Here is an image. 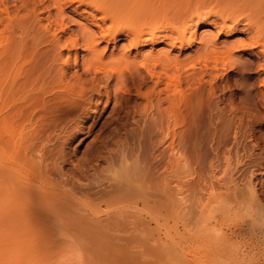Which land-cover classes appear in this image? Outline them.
<instances>
[{"label": "rangeland", "instance_id": "1", "mask_svg": "<svg viewBox=\"0 0 264 264\" xmlns=\"http://www.w3.org/2000/svg\"><path fill=\"white\" fill-rule=\"evenodd\" d=\"M131 1L133 0H128L122 6L121 10L123 11L116 20H107L104 23L101 20H93L82 7L76 8L75 5H67L63 6V14L60 17L51 18L50 21L54 20L57 24L55 22L49 24L47 9L53 12V7L49 6L50 3H46L45 6L48 8L38 10V19L32 16L28 17L26 11H21L20 16L26 17L25 20H27H24L22 25L16 24L13 29H10V31L14 30L15 34L11 31L13 37L9 36L8 38L12 37L13 39L10 40L18 44H13L15 46L7 56L11 57L16 54L17 57L11 58L14 60L15 66L13 63L12 66H9L11 60L9 58V62L7 61L8 57H5L4 61L8 63L5 71H12L16 74V76H12L13 74L10 76L11 72H8L10 77H7L10 79L16 78H14V82L10 83L7 79L4 83H14L13 87L16 93L13 91L12 85L8 84L12 87V91L11 88L8 89L9 91L5 88L8 91L5 96L12 97L13 99L10 98L11 101L13 100L11 103L18 105L19 110L23 109L26 113L29 112V115L38 112L37 117L35 114L32 115L35 122L39 123L40 121V124H45L44 127L40 125L41 130L39 124L36 123L37 129H40L39 132L36 130L34 120V123L23 122L22 118L25 116H21L22 111L16 109L18 114L20 112L22 120H19V124L22 126L18 125L17 128L13 123L15 119L11 122L12 124L9 123L11 127L14 124L17 130V132L12 131V137L15 136V141L19 139L17 145L23 139L26 140L24 143L28 145L22 143L21 146H15V148L18 147L16 149L18 154L12 150L14 156L12 154L10 160H13V163H16L17 159L20 163L22 160L23 163L30 160L27 165L32 163L30 164L32 167L24 166L26 164L21 165L19 162L16 164L22 170L25 168L27 174L33 175L34 173L30 177L38 179V181H33V184H38L39 181L43 183V172H40L39 176L37 171V169L41 170L39 169L41 167L43 171H47L45 173L49 172L50 176L46 175V177L51 178V182L49 179L47 180L48 177L44 178L46 182H49L44 181V185L48 187V192L45 193L47 187L44 191L41 190L42 186L39 189L35 184L30 186L27 181L24 182L25 179L21 180L22 176L18 178L19 176L12 174L14 173L12 170L8 169L7 171L4 162L9 159L10 155L7 157V154L12 153V148L9 145L15 144V141L11 140V132H8L10 134L7 137L2 134L5 138L1 137L9 141H6L7 144L11 143L8 145L10 152L5 148H2L3 151L0 150L1 152L5 151L4 153L8 152L0 154V159L2 157L0 164L4 167L3 169L0 166V197H3L0 198V232L4 227L7 229L6 232L3 231L7 236L5 233L4 235L0 233L2 236H0V243H4L1 241L6 242L5 239L8 236V239L13 237L12 240L6 242L8 245L10 241L15 240V237L18 238L14 242H21L22 248L18 247L24 248L23 252L25 253L22 252L21 256L24 257L20 258L27 259L23 260L26 264H28L27 261L29 264H264V249H262L261 240L258 239L257 231L245 226L244 223L242 227L241 225L234 226L247 220V214L242 210V207L247 200L249 190L247 185L249 186L251 181H254L253 183L256 185L259 198L264 201V105H262L264 104V93H262L264 87L261 86L259 80H256L259 77L254 71L261 55L255 48V50L252 48L243 49L238 48L239 45L234 47L235 44L237 45L236 42H240V45L247 42V33L235 31L226 35L209 24L198 28L197 41L191 47L171 48L164 43L147 44L138 49L141 56H158L172 62L189 59L200 47V40L203 38L204 44L208 43L205 47L211 51L219 49L222 54L227 51L230 53V48L234 47L233 51L230 50L233 54V56L231 55L232 60L230 59L232 64L229 62L227 72L221 71L212 81L211 84L215 87L212 86L215 90L212 95L208 92L210 88H207L208 82H205L209 79L207 76L200 82L206 86L205 88L202 86L203 89L197 90L196 87L198 89L201 87L198 86L199 82L197 85L193 84L196 81L192 82L193 86H187L189 88H187V94L191 92L194 95L193 97L189 96L193 100L190 101V106H183L184 104H180L181 107L173 106L171 103L163 102L162 99H157L156 96L152 98L151 104L145 105L144 102L139 104L141 100H136L133 94L131 95L132 101L126 105L127 95L123 96L125 99L120 95L123 94L121 91L125 87H121L119 92L116 87L120 85L117 86L114 76H110L109 71L101 74L95 71L94 64H91L93 68L91 65L87 67L85 64L90 58L93 61L102 60L105 64L108 62L114 64L115 60L116 64V62H120V59L122 62L128 58L130 61L134 60V64L137 63L138 60L135 63L136 58L139 59L137 51L130 49L129 39L126 36L120 34L116 41L109 40L108 42L100 37L101 30L128 23L132 14V9L129 8ZM149 1L155 9L170 19V23L167 24L168 28L161 31L162 34L168 35H171L170 29L177 23V20L174 19L177 13L185 17L195 11L192 4L195 5L196 1L197 3L200 1V4L206 3V0ZM208 1L210 2V0ZM234 1L236 2V0ZM11 4L13 5V3ZM17 5L19 6L20 3ZM1 28L0 30H2ZM47 28L50 30L49 33ZM62 29L64 37L77 35L81 43L83 39L94 41L93 57L88 55V52L83 48L70 49V54L62 50L61 57H58V50L57 52L55 50L57 47L49 36L52 33L63 35ZM3 40L6 41V39ZM16 49L17 51L13 54V50ZM117 59L119 60L117 61ZM64 61H68L66 66L63 64ZM0 65L1 68L5 66L1 63ZM198 65L199 63H197ZM19 67L22 69L20 72ZM136 67H138L137 64ZM123 72L127 77L129 76L127 71ZM59 75L64 77L63 83L77 85L76 88H71V91L67 90L68 93H72L73 90L72 94L69 93L70 96L64 95V93L68 94L66 90L62 91L64 98H71V101L69 100L70 104H68V101L62 100L64 101L63 105L61 101H58L62 105L59 108L67 109L63 112V109L59 111L56 106L59 104L53 105V107L51 104L53 102H49L51 107L48 106L49 103H46L47 105L43 103L44 105H40L36 109L28 108L30 104L28 105L26 101L31 98V95H34L40 87L41 91L42 85H45L44 90L48 91L50 87L54 86L52 82L59 80ZM94 79H97L98 82H94ZM119 79L121 78L119 77ZM106 83H108L107 88L104 87ZM32 84L33 86L29 87ZM130 84L131 82L127 80V88ZM19 85L25 87L21 88ZM95 87L99 91H94ZM29 89L35 90L29 94ZM74 89L76 93L78 92V96H71L75 95ZM160 89L162 86L157 91ZM56 90L48 91L49 94L44 91L43 96L49 95L50 97L47 98L52 100ZM25 91V94L22 93ZM97 92L103 96L100 103ZM107 94L111 97V105L106 109ZM37 95L35 94L36 97ZM90 95H93V103H99L91 117L85 119L80 110L74 111V114L73 112L68 114L71 103L85 104ZM6 97L4 100L7 99ZM41 98L42 96H40ZM196 98L200 99L196 100ZM116 99L119 104L114 105ZM186 100L184 101L186 102ZM52 101L57 102L54 99ZM6 102L4 103L6 104ZM186 103L189 104V102ZM19 104L24 106H19ZM7 105L9 104L7 103L5 108ZM114 106H116V111H112ZM51 108L54 109L51 110ZM12 109L10 110L12 111ZM7 110H5L7 114L12 113ZM35 110L36 112H34ZM54 110L57 114H54ZM118 112L121 120L117 122ZM2 113L5 112L2 111ZM18 114L16 120L19 119ZM126 114L129 115L126 116L129 119L125 118ZM45 115L47 118L44 117ZM32 116L28 117L31 121ZM49 117L55 120L53 121ZM41 121L43 122L41 123ZM34 125L35 127H33ZM23 128H26L25 130L28 132ZM33 128L36 130L34 133H39L38 135H33ZM20 129L25 133L32 131L29 134H33L31 136L28 134L27 137L24 135V131L21 133ZM17 135L21 137H16ZM27 141L29 143H26ZM6 142L2 141L3 144ZM32 142L33 144H31ZM2 143H0L1 147H3ZM5 147L7 148L6 145ZM26 147H28V153L25 151L27 154L22 152ZM29 152L32 153L29 154ZM16 154L18 157L14 160ZM4 156L8 159L6 160ZM40 156L44 158L42 161ZM44 160L46 162H43ZM44 165L48 167L45 169ZM33 166L36 169L33 170ZM9 171L11 175L8 173ZM36 172L37 176H35ZM45 173H43L44 177ZM21 175L25 176L26 174L21 173ZM10 177L14 180L13 183L10 182L12 181ZM249 177H251L250 181ZM52 179L56 182H53ZM16 182L19 187L21 185L20 189ZM23 182L25 184H22ZM41 183L40 185H43ZM4 184L8 186L5 187ZM26 184L29 186L27 187ZM22 186L32 189L27 191ZM50 187H53V191ZM21 188L23 193H20ZM54 188L58 190L54 191ZM30 190L33 191L31 194H39L31 196ZM24 192L25 195L26 193L30 195L26 196H29V199L22 195ZM40 192L51 198L48 197L49 202L48 198ZM41 196L43 200H40ZM32 198L36 199L33 201H36L37 204L31 201ZM24 202L26 205L28 204V207L24 206ZM228 204H231L229 205L231 207H228ZM220 205L226 208H240V210L237 209L235 221H227L221 217L220 211H218ZM31 208L34 210L31 211ZM28 210L30 215H28ZM16 211L19 214L14 213L13 215V212ZM30 217L35 223L31 221ZM19 223H22L21 226H17ZM2 225L5 226L2 227ZM31 227L33 228L31 229ZM11 231L12 234L15 233V236L11 235ZM16 231L17 234L19 231L18 235ZM3 236L5 237L3 238ZM7 247L13 249V246ZM15 247L14 249L17 250ZM9 253H13V251ZM7 256L13 260V255L7 254ZM21 259L20 261H22ZM23 261L19 264H25Z\"/></svg>", "mask_w": 264, "mask_h": 264}, {"label": "bare ground", "instance_id": "2", "mask_svg": "<svg viewBox=\"0 0 264 264\" xmlns=\"http://www.w3.org/2000/svg\"><path fill=\"white\" fill-rule=\"evenodd\" d=\"M127 1L128 0H45V1L44 0H0V28L2 26V28H1L2 30H0V63L2 65H5L2 68H1V65H0V138H1L0 140H2V139L5 138L4 136H2V134L7 137L10 134L8 132H11L12 133V135L10 136V137H12L13 136V132H17V130L15 128L16 127L17 128L19 127L18 126V125H20L19 122L22 119H24L23 122L24 121H27L29 123V121L30 122H33V120L35 122V118L33 117L34 116L33 114H35V116L37 117L36 114L38 113V112L37 113H32V115H33L32 116V115H29L30 114L29 112L26 113L25 110L23 111V109L22 110L20 109L22 111L21 112L19 110V107H17L18 105L16 106L15 104L11 103V102H13V100L11 101V99H10L12 97H9L8 98V96L7 97L5 96L6 93L10 90V88H11V91H12V87L14 86V83H12V84H10V83L11 82H14V78H16V77L11 78L12 80L9 78L12 74H13L12 76H14V75L16 76V74H14L12 71H5V69L7 68V64L8 63H6V61H4V60H6L5 57L7 58L8 57L7 55L11 53V50L13 49V47L16 44H18V43L15 44L13 41L10 40L13 37L12 35L15 34L14 33L15 32L14 30H11L12 33H13V34H11L10 33L11 32L10 29H13L16 24L18 26H20V25L23 24V21L25 20L26 17L20 16V12L21 11H26L28 17L29 16H32V17L38 19L39 18V14L37 13L38 10L40 8H44V9L48 8V6H45V4L46 3H50L49 6H52L53 7V12H54L53 13L51 10H48L47 9V20L50 21L51 18H53L54 16L55 17L56 16L57 17L58 16L60 17L63 14V6H67V5L73 6V5H75L76 8H81L82 7L84 9V11L88 15H90V17L93 20H101L104 23L107 20H109V21L116 20L117 19V16H119L122 13V11H123V10H121V8H123L122 6L125 5ZM133 1H131V3L129 4V5H131L129 8L132 9V14H131V17L129 18L128 23L127 24H123V25H115L114 27L106 28V30H103V31L101 30L100 37H101L102 40L108 42L109 40L116 41L118 39V36L120 34L126 36L129 39V47H130V49L131 50L132 49L136 50L137 51V56H139V59L136 58V60H135V63L138 60L137 63H136L138 65V67H136V64H134V62H133L134 60L130 61L129 58L126 61H125V59L122 60V62H121V59H120V62L118 61L119 59H117V61L119 63L116 62V64H115V61L116 60L113 62L114 64H112V62H110V64H109V62H108V64L107 63L105 64V63L102 62V60H97V61L95 60V61H93V59L90 58L91 60L89 59L88 62L85 64L87 67H90L88 65H91V64L93 65L94 64L95 66L93 65V67H94L95 71L98 72V73H101V74H104V72L109 71V73H110L109 75L110 76H114V79L116 80L117 86H118V84L120 85V86L116 87V88H118V91L125 87L124 89H122L123 91H121V93L123 92V94H120V95H122L121 98H123V99H125L124 98L125 97L124 95L125 94L127 95V98L125 99L126 105H128V103H130V101H132L131 95L133 94V96H135V99L136 100H141V102L139 104H141L143 102H144L145 105L151 104L152 103V98L154 96H156L157 99H162L163 102L171 103V104H173V106L174 105H179L181 107V105H183V104H184L183 106H185V105H189L190 106V104H191L190 101H193L192 98L190 99V97H193L194 95L191 94V92L189 93L190 95L187 94V88H188L187 86H190V87L193 86L192 85V82L193 81H196L197 83L196 82H193V84L194 85L195 84L197 85L198 82L200 83L203 79H205L204 77H206V76L209 77V79L211 81L210 82L209 79H208L205 82H208V84H209V86H207V88L210 87L209 90L212 89L210 91L208 90V92H210L211 95H212V92L215 91V90H213V87L214 86L211 84L212 81L214 80L215 77L217 78V75L220 74L221 71L222 72L223 71L227 72L226 70L229 69V67H228L229 66V62L231 63L230 59L233 56V54H232V51L234 50L233 48L236 47V46H238V45H239L238 48H243V49H247V48L254 49L255 48V49H257L258 53L261 55V57L259 56L260 58L257 60L258 62H257V65L255 66L256 67V70H254V71L257 72V73L255 72V73L258 74L257 76L259 77L256 80H259L260 81L259 83L261 84V86L264 87V0H236V2L235 1L233 2V0H231L229 2H228V0H226L227 2L224 1V0H210V2L208 0H206V3H201V4L199 3L200 1L198 3L196 1L195 5L192 4V6L195 8V11L193 10L194 12L187 14L185 17H183V15H180V14L177 13V15L174 17V19H176L177 21L176 20H173V21H176L177 23L175 22L176 25L173 26L170 29L171 30L170 31L171 35L162 34L161 33V31L166 30V28H168L167 27V24L170 23V19L167 18V16L163 15L159 10L155 9V7H153V5L151 4V2L149 0H136L135 2H133ZM148 1H149V4H148ZM202 2H205V1H202ZM11 3H13V5ZM18 3H20L19 6L17 5ZM196 8H197V10H196ZM54 22L57 24V22L54 21V20L53 21H50L49 24H53ZM205 24H209V25L215 27L220 33H224L226 35H230V34H232L235 31L236 32L237 31H241V32L247 33V36H248L247 42H245V43L243 42V43H241V45H240V42L239 43L236 42L237 45L235 44L234 47H232L233 50L230 48V50H232V51L229 50L230 53H227L228 52L227 51L225 53L223 52L224 54H222L221 53V50H219V49L218 50L220 52L218 50H216V49H215L216 51L208 50L207 47H205V46H207L206 44H208V43L206 42V44H204L205 40L202 38L201 40L199 39L200 40V47L197 48V50L194 52V54L189 59H187V60H176V61H172V62H169L167 60L161 59L158 56H141L140 53L138 52V49L139 48H142V47L146 46L147 44L157 45V44L164 43L166 46H169L171 48L191 47L197 41V30H198V28L200 26H202V25H205ZM240 26H241V28H239ZM46 30H48L47 31L48 33L50 32V30L48 28ZM61 32H62L63 35H59V34H55V33L53 34L52 33L49 36V38L51 39V41H53L54 45H56V47H57V49H55V50H56V52L58 50V52H57L58 57H61L62 52H63L62 50H65V51H67L68 54H70V49H77V48H83L84 50H86L88 52V55H90L91 57H93V51L95 49L94 41L87 40V39H83L82 40V43H81L80 40H79L80 38L77 35H75V36H69V37H64V30L62 29ZM6 34H7V37H6ZM3 35H4V37H3ZM9 36H12V37L8 38ZM3 39H6V41L4 42ZM15 40H16V37H15ZM13 44H15V45H13ZM240 46H242V47H240ZM16 51H17V49L15 51L13 50V54ZM9 56H11V55H9ZM13 56H16L17 57V55L15 54V55H12L11 57H8V59H7V61H9V58L11 60V62L9 61L11 63V64H8L9 66H12V63L14 62V60H12L13 59ZM67 63H68V61H64L63 62V64L65 66L67 65ZM120 63H121V65H120ZM197 63H199L198 66H197ZM92 65H91V67H92ZM14 66H15V64H14ZM16 67H17V65H16ZM17 69H18V67H17ZM20 69L21 68L19 67V72H20ZM124 70L127 71V73H129V76L128 77L126 76V74H124V72H123ZM5 72H7V73H5ZM8 72L9 73L11 72V74H9ZM19 72L17 71V74ZM32 75H33V73H32ZM7 76H9V77H7ZM60 76L61 75H59V78H58L59 80H56L55 82H52L51 81L54 86L53 87H50V89L48 91L50 92L52 90L54 91V90L57 89L56 90V93L54 92V94H53L54 96L51 95L52 97H54L53 99L54 100H57V102L58 101L59 102L61 101V104L62 105H63L64 101H68L67 103L70 104L69 103V100L71 101V98L70 99L69 98H66V97L64 98V95L70 96V94L73 93V90H72V93L69 92L70 94L68 93V91H71V88H73V87L76 88L77 85L74 86L75 84H73V85H67V84L63 83L64 82L63 81L64 80V77H60ZM5 77H7V78H5ZM119 77L121 79H119ZM7 79H8V82H10V83L7 82L5 84L4 81L7 80ZM127 80H128V82L129 81L131 82V84L129 86L130 88L129 87L127 88V86H126V81ZM94 82H98V80L97 79H94ZM8 84H10V86L12 85V87H10ZM46 84H47V82H46ZM121 84H122V86H121ZM208 84H206V85H208ZM48 85H51V84H48ZM2 86L3 87L6 86V87L3 88ZM32 86H33V84L31 86H29V87H32ZM97 86H98V84H97ZM160 86H162V89H160L159 91H157ZM198 86H200L201 88L198 89V87H196L197 90H200V89H203V88L206 87V86H203L201 83L198 84ZM202 86H203V88H202ZM261 86H259V87H261ZM23 87H25V86H23ZM23 87H21V88H23ZM42 87H43V89L41 90L42 92L40 91V89H41V87H40V89L37 90V92L39 91L38 93L35 91V93L33 92L34 95L32 94L31 95V98L29 97L30 98L29 100L25 99V100H27L26 103L28 102L27 104L28 105L30 104V107L26 104L28 106V108L36 109L38 106L44 105V104L49 103V102L50 103L53 102V103H51L52 106L53 105H56V104H59V105H56V106H58V108H59V106L62 107V105H60L59 102L58 103L57 102L54 103L55 101H52L53 99L52 100H49L47 98L49 95H47L46 97H45V95L43 96V94H45L44 91L47 92L46 94H49V92L47 90H44L45 85L44 86L42 85ZM104 87L107 88L108 87V83H106ZM262 87H261V89H262ZM5 88L7 90L8 89L9 90L7 91ZM16 88L18 89V86ZM33 88H35V87H33ZM31 89L28 90V93L29 92L32 93V91L35 90V89H33V90H31ZM25 90H26V88H25ZM64 90H66V91L68 90L66 92L68 94H65L64 93V95H63ZM262 90H264V89H262ZM13 91L14 92L16 91L14 87H13ZM74 91H75V89H74ZM94 91H99V90L97 89V87H95ZM14 92H12V93H14ZM40 92H41V94H40ZM22 93L25 94L26 91L25 92H22ZM97 93H98V101L100 103L103 96H102V94L100 92H97ZM262 93H264V92H262ZM29 94H27V95H29ZM35 94L36 95L37 94H40V95H37V97H36ZM116 95H119V94H116ZM40 96H42L41 99H40ZM71 96H73V97L78 96V92L76 93V91H75V95H71ZM5 97L8 100L7 99L4 100ZM44 98H45V100H44ZM46 98L48 99V101H47ZM186 98H187L188 101L186 100ZM65 99H67V100H65ZM198 99H200V98H198ZM198 99L196 98V100H198ZM62 100H64V101H62ZM92 100H93V95H90V98L88 99V101L85 104L79 103V102L74 103L72 101L73 104L71 103V107H70L71 109L69 108L70 111L68 112V114L71 113V112H73V114H74L76 111L80 110V113L85 116L84 117L85 119L91 117L92 114L97 110V108L99 106V103L95 104V103H93ZM136 100H135V102L137 103ZM184 100H186V102H189V104L186 103ZM6 101H8V102H6ZM117 101H118L117 99L114 100V105L116 103L119 104V102H117ZM4 102H6V104L7 103L9 104V105H7L6 108H5L6 104ZM9 102L11 103V106H10V103ZM50 103H49L48 106L51 107ZM193 103L196 104L197 102H193ZM66 104H64V105L66 106ZM105 104H106L105 105V108L106 109L109 108V106L111 105V97H110L109 94L106 95V103ZM14 105H15V108H14ZM262 105H264V104H262ZM19 106H22L23 107L24 105H22V104L20 105L19 104ZM56 106H55V108H56ZM10 107H12L14 109H12ZM50 107H49V109H50ZM115 107L116 106H114L112 108V111H114L116 109ZM9 108L12 109V111ZM7 109L10 110L12 113L7 114L6 111H5ZM16 109H17V111H20L22 113V114H20V112H19V114L21 116L24 115L25 118H27V119L26 120H25V118L20 119L21 116L18 114V112L16 111ZM53 109L51 108V110H53ZM60 109H63V108H59V111H60ZM65 109H67V108H65ZM65 109H63L62 112ZM8 110H7V112H10ZM68 110H66V111H68ZM2 111L5 112V113H2ZM13 111L15 112V114L13 113ZM34 112H36V110ZM54 112H55L54 114H57L55 110H54ZM120 112H122V111H120ZM16 113L19 115V117H18L19 119H17V120H16V118H17L16 117L17 116ZM127 113H129V112H127ZM51 114H53V112H51ZM73 114H71V115H73ZM29 116H32V118H33L32 121L30 120V118H28ZM58 116H60V115L58 114ZM58 116H57V118H58ZM68 116H66V117H68ZM124 116L126 118V116H129V115L126 114ZM44 117H46V115ZM39 118H36V119H39ZM14 119L16 120V122H15ZM49 119H52L53 120V118H51V117H49ZM126 119H129V118H126ZM58 120H59V118H58ZM120 120H121V118H120V115H119V112H118V118L116 119V121L118 122ZM12 121H13V123H15L16 127H15L14 124L11 127V124H12L11 122ZM42 122L43 121H41V123ZM9 123H11V124H9ZM36 123H38V121H36L35 124ZM38 124H39V127L41 128L40 125H42L43 123L40 124V121H39ZM44 125H42V126L44 127ZM20 126H22V125H20ZM33 127H35V125ZM54 128H56V127H54ZM29 129H30V127H29ZM8 130H10V131H8ZM33 130H34L33 133L36 132V130H38L37 129V124H36V130L34 128H33ZM41 130H42V128H41ZM23 131L21 133H23ZM25 131H27V130H25ZM25 131H24V133H25ZM44 131H46V130H44ZM3 132H5V133H3ZM18 132H20V131H18ZM31 132H29V133H31ZM29 133H25L24 135L25 136L27 135V137H28V134ZM41 133H43V132H41ZM35 134L36 133H34L33 135H35ZM38 134H36V135H38ZM20 135L22 136V134H20ZM20 135H17L16 137H18ZM1 136L4 137V138H2ZM10 137H9V140H10ZM14 138H15V136L12 137L11 140L14 139ZM22 138H23V136H22ZM33 138H34V136H33ZM2 141H4V143H5L8 140H5L4 139ZM2 141L0 143H2ZM14 141H15V139H14ZM17 141H19V139L14 142L15 144L12 143V145L10 144L11 142L9 143L10 145L7 144V142H6V144H3L2 143L3 144L2 145L3 147H1V145H0V150L2 148H5L6 150H9L8 152H10L9 146H11V148H12L11 151L14 150V153H15L16 152V149L18 148V147L15 148V146H19L20 144L22 145V143L25 144L24 141H26V140L23 139L22 142L20 141V143H18L19 145L16 144ZM26 143H29V142L27 141ZM31 144H33V142ZM34 144H35V142H34ZM5 145L7 146L8 149L5 147ZM25 145H28V144H25ZM3 150L4 149H2L1 151H3ZM23 150L24 151H22V152H25V151L27 152L28 147L24 148ZM1 151H0V154H6V153H8V152L4 153L5 151L4 152H1ZM18 152H19V150H18ZM25 153H24V155H25ZM30 153H32V152H29V154ZM12 154H13V151H12V153L10 152V154H7V157H8V155H10L9 156V159L6 156H4V157H6V160L7 159L9 160V161L7 160L6 162L3 161L6 164V166H7V167H5L7 169V171H8V169L12 170L14 173H12V172L11 173L12 174H15L16 176H19L18 178H20L21 176L23 177V178L21 177V180L22 181L25 179L24 182L27 181L28 182L27 184H30V186H31V184L34 185L35 183L33 184V181L37 182L38 181L37 178H39V177H35L37 180H35L34 178L32 179L31 177L34 175V173H33L34 171L32 172L33 175H30V174H27L26 173L27 171L24 170L25 168L22 170V168H19V166L17 167V164H19L20 161H18V159H17V162H19V163H17L16 161L15 162L17 164L16 163H13V160H10V159H12V157H11ZM17 154H16V157H14V160L18 157ZM13 156H14V154H13ZM41 156H40V160L42 161V159H44V158H42ZM23 157L25 158V156H22V158ZM36 158H37V156H36ZM1 160H2V157L0 159V162H1ZM26 161L28 163L30 160H26ZM38 161H36V162L38 163ZM43 162H46V160H44ZM27 163H25V161L23 163V160H22V163H20V164L21 165L22 164H26L24 166H30V164H32V163H29L27 165ZM39 163L41 164L40 161H39ZM21 165H20V167H23ZM41 165H43V164H41ZM0 166H1V164H0ZM38 166L40 167L39 164H38ZM38 166L36 165V167H38ZM44 166H45V169H46V167H48L47 165H44ZM30 167H32V166H30ZM2 168L4 169V167H2ZM32 169L34 170L36 168L34 167ZM39 169L42 170V167L39 168ZM30 170L31 169H29V171ZM41 170H38L37 169V171L39 172L38 173L39 176H40V174L42 172L45 173V171H46V170L45 171H43V170L41 171ZM23 171H25V172H23ZM8 173L10 174V171ZM19 173H20V175H19ZM21 173L24 174V175L26 174V175L23 176V175H21ZM43 173H42L43 183H41V181H39L43 185H40V183H38V184L36 183L35 186L38 189L41 188V186H42L41 190H44L45 191V187H47V186L44 185V181L46 182L45 179L48 176H50V175L48 174L49 173L48 172V173H45V177H44V174ZM36 174H37V172L35 173V176H37ZM46 175H48V176L46 177ZM250 175H252V173H250ZM11 177H13V176H11ZM25 177H27V178H25ZM10 178H9V180H10ZM252 178H253V175H252ZM28 179H29V181H28ZM48 179H49V177L47 178V180ZM250 179H251V177H249V181H250ZM11 180H12V178H11ZM13 181L14 180H12L10 182L13 183ZM54 181L56 182V180H53V182ZM24 182L22 184H25ZM50 182H51V180H50ZM253 182L254 181H251L249 183V186L247 185V188L249 189L248 190V195H247V200L244 202L243 207H242V210L245 212V214H247L246 215L247 220L246 221L243 220L241 222V224H237V225H234V226L241 225V227H242V225L244 223L245 226L251 228L252 230L257 231L258 239L261 240L262 249H264V201H262L259 198L258 193H257V189H256V185ZM46 183H49V182H46ZM58 184L56 185V187L58 186ZM6 185L4 184L5 187H6ZM14 185H15V183H14ZM39 185H40V187H38ZM46 185L49 186V184H46ZM28 186L29 185H27V187ZM50 186H52V185H50ZM17 187L20 189L21 185L19 187L18 186V183H17ZM22 188H24V187L22 186ZM61 188H62V186H61ZM25 189H27V191H28V189H32V188H24V190ZM52 189H53V187L51 188V190ZM56 189L54 188V191ZM51 190H49V191H51ZM22 191H23V189L21 190V192L18 190V193L19 192L20 193H23ZM31 191L32 190L29 191L30 192L29 194H31ZM15 192H16L15 194H17V191H15ZM46 192H48V187L46 188L45 193ZM32 193H33V191H32ZM34 193H36L35 190H34ZM40 193L43 194V192H40ZM29 194L26 193V195H25V192H24V194H22V195H25L24 197L25 198H28L30 196ZM38 194L39 193H36V195H38ZM1 195H2V193H1ZM27 195H29V196L26 197ZM32 195L36 196L35 194H31V196ZM50 195H53V194H50ZM8 196H9V194H8ZM43 196H46L47 198L49 197V196H47L45 194H43ZM0 198H3V197H0ZM42 198L43 197L41 196V199L40 200H43ZM49 198H48V202H49ZM33 200H36V199L32 198L31 201H33ZM45 200L46 199H44V201ZM33 202H35L37 204L36 201H33ZM30 203L32 204V202H30ZM13 204H15V203H13ZM20 204H21V202H20ZM229 205H231V204H228L227 206L228 207H231ZM24 206L28 207V204L26 205V203H25ZM219 207H218L219 208L218 211H220V215H221V217L224 220H227V221H235L234 218H237V209L240 210V208H237V209H235L234 207H232V208H226L225 206L221 207V205ZM32 209L33 208H31V211H32ZM23 211H24V209H23ZM24 212H26V210ZM38 212H39V210H38ZM38 212H37V214H38ZM14 213L19 214L17 211L16 212H13V215H14ZM28 213H29L28 215L31 214L30 211ZM11 214H12V212L9 215L11 216ZM18 216H20V215H18ZM7 217H9L8 214H7ZM27 218H29V217H27ZM33 218L35 219V217H33ZM15 220H14V222H17ZM31 221H32V218H31ZM3 222H4V220H3ZM32 222L35 223L34 220ZM0 223H1V220H0ZM8 224H10V223H8ZM21 224L19 223V225H17V226H21ZM4 226L2 225V227H4ZM5 228L6 227H4V229H2V230L6 232L7 229H5ZM32 228L33 227H31V229ZM0 231H1V228H0ZM3 231L0 232V233H3ZM4 233L1 234V235H4ZM7 234H10V232H7ZM14 234L15 233L12 234V231H11V235H14ZM16 234H17V231H16ZM18 234H19V231H18ZM5 236H7L6 233H5ZM5 236H3V238ZM8 237H7V239H5L6 242H8L9 240H12V238H13V237H10V239H8ZM16 239H18V238L15 237V240ZM14 241L13 242L10 241L11 244L9 243V245L5 241H1V242L6 243V244L4 245V243H2V244L0 243V264H12V263L13 264H17V263L19 264V262H22L23 260H25V259H23V260L21 259L22 257H24V256H21V254H22V252L24 250V248L21 249L22 248L21 247V244H20L21 242L19 241L20 243H18V242H14ZM7 246H13V249H10L11 247L9 248ZM18 246H20L21 248L18 247ZM14 247L17 250H15ZM4 248H6V249L8 248L7 249V252H6V249H4ZM14 250H15V252H14ZM12 251H13V253H9V252H12ZM23 253H25V252H23ZM7 254L13 255V260H12V258H9L7 256ZM20 259L22 261H20ZM27 262L29 264V261H27Z\"/></svg>", "mask_w": 264, "mask_h": 264}]
</instances>
